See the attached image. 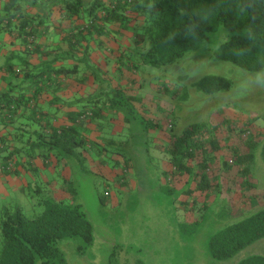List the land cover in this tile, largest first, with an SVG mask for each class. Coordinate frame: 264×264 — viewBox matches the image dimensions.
Here are the masks:
<instances>
[{
    "label": "trees",
    "instance_id": "obj_1",
    "mask_svg": "<svg viewBox=\"0 0 264 264\" xmlns=\"http://www.w3.org/2000/svg\"><path fill=\"white\" fill-rule=\"evenodd\" d=\"M10 4L0 12V32L7 28L20 48L10 50L0 64V176L18 172L20 154H25L26 170L41 182L29 188L38 192L45 184L36 159L47 167L56 162L54 172L64 163L76 176V163L89 171L87 162L95 160V152L102 166L122 169L118 183L129 187V175L139 172L134 157L141 146L132 139L141 135L154 147L153 155L147 147V155L160 159L164 183L189 203L196 190L212 188L209 166L223 150L232 149L242 163L257 157L228 145L237 120L193 124L178 135L171 129L169 138L159 140L155 132L162 128L160 121L139 111L140 98L128 93L124 80L134 82L128 72L177 62L221 30L229 37L212 57L245 70H263L264 0H58L41 13L24 10L19 0ZM198 86L212 93L228 88L230 81L207 75ZM115 120L122 129L113 133ZM222 124L227 133L221 137ZM256 146L264 159V140ZM219 159L226 171L233 168V159ZM243 170L247 173L249 166ZM185 175L189 178L182 187L174 185ZM74 178L63 180L70 197L51 195L40 214L26 215L13 204L0 207V264H66L62 240L81 238V250L93 243L95 227L83 204L74 200ZM217 184L220 189L221 182ZM238 219L212 236L216 258H231L264 238V209ZM238 264H264V256L252 255Z\"/></svg>",
    "mask_w": 264,
    "mask_h": 264
},
{
    "label": "rangeland",
    "instance_id": "obj_2",
    "mask_svg": "<svg viewBox=\"0 0 264 264\" xmlns=\"http://www.w3.org/2000/svg\"><path fill=\"white\" fill-rule=\"evenodd\" d=\"M228 37L224 30L212 34L199 49L173 64L128 72L134 82L126 79L124 84L128 93L140 98L136 102L139 111L160 121L162 128L155 132L159 140L169 138L171 129L178 135L193 124L220 125L225 119L237 120L236 132L228 145L238 147L244 155L250 157L255 153L257 157L242 163L232 149L226 148L209 166L212 188L207 192L196 190L193 198L188 197L189 203H185L186 195L164 183L159 173L160 159L147 155L149 143L136 135L132 143L141 146L135 152L134 170L139 172L132 170V184L127 189L117 180L122 169L102 166L94 152L95 160L87 162L89 171L80 162L76 163V176L64 163L54 172L55 169L41 161L45 173L39 179L45 187L38 192L29 188L41 183L35 182L33 176L20 177L16 172L0 176V207L13 204L21 206L26 215L40 214L51 195L56 199L70 197V192L67 194L62 187L63 180L71 181L75 177L74 200L86 209L95 227V238L85 250L79 248L81 238L62 240L60 246L66 264H238L252 255L264 256V238L228 259L216 258L210 248L214 234L238 218L264 209V159L255 151L256 145L264 140V69L249 71L212 57ZM207 75L224 77L230 86L205 92L198 85ZM255 117L253 124H247ZM220 128L222 137L226 130L223 124ZM121 129L122 125L113 121L112 132ZM153 149L149 148L152 155ZM221 155L234 160L230 171L223 168ZM245 166H249L247 173L243 170ZM186 179L187 175L174 181V185L182 187ZM217 181L222 184L220 189ZM18 185L24 190L17 189ZM105 189L110 191V196L104 203L101 199Z\"/></svg>",
    "mask_w": 264,
    "mask_h": 264
},
{
    "label": "crops",
    "instance_id": "obj_3",
    "mask_svg": "<svg viewBox=\"0 0 264 264\" xmlns=\"http://www.w3.org/2000/svg\"><path fill=\"white\" fill-rule=\"evenodd\" d=\"M58 0H19V2L21 3V5L23 6L24 10L30 12V13H37V12H42L44 11L45 8H47L48 6L52 5L53 3L57 2ZM11 0H0V12H7L11 6L10 4ZM58 38V35L55 36V39ZM20 48V46L17 44V40L15 39V37L13 36V33H11L9 30H7V28L5 30H2V32H0V64H2L6 58V55L9 53L10 50L15 51L18 50ZM66 92H64L65 94ZM67 95V93H66ZM23 165L19 166L18 168H20L21 171H18L16 173H18V175H20V177H24V176H32L30 173H32L31 171H27L26 169H29V162L28 159H26L25 154H20ZM43 162L42 159H36L35 160V164L37 165V167H39V175H42L45 173V167L42 166ZM56 162L53 163V166H49L48 168L55 169L56 166ZM22 172V173H21ZM21 173V174H20ZM132 174V173H131ZM130 174V175H131ZM161 174L162 179L165 178V176ZM128 177L129 179V186H131L132 184V178ZM184 177V176H183ZM189 176L187 175V181H188ZM13 180V179H12ZM127 189L128 186H125ZM178 188H180L179 186H177ZM17 189H19L20 191H23V187H21V185H18ZM14 194V193H13ZM13 196V195H12ZM14 197V196H13ZM189 206V205H188ZM190 209H192V206H189Z\"/></svg>",
    "mask_w": 264,
    "mask_h": 264
},
{
    "label": "built area",
    "instance_id": "obj_4",
    "mask_svg": "<svg viewBox=\"0 0 264 264\" xmlns=\"http://www.w3.org/2000/svg\"><path fill=\"white\" fill-rule=\"evenodd\" d=\"M106 194L108 195V194H110V192H109V191H107V192H106Z\"/></svg>",
    "mask_w": 264,
    "mask_h": 264
}]
</instances>
